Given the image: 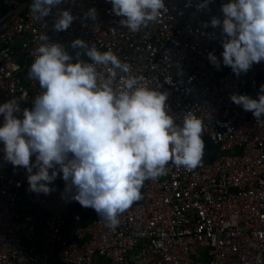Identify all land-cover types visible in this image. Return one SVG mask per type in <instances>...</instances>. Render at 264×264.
Segmentation results:
<instances>
[{"label": "built area", "instance_id": "obj_1", "mask_svg": "<svg viewBox=\"0 0 264 264\" xmlns=\"http://www.w3.org/2000/svg\"><path fill=\"white\" fill-rule=\"evenodd\" d=\"M228 2L208 0L198 8L204 0H164L156 22L130 32L108 0H64L39 21L30 14L31 0H0V104L17 98L21 111L32 108L42 89L23 75L42 33L73 63H91L70 47L81 39L101 52L110 49L141 84L166 92L177 124L187 112L201 118L205 144L200 165L170 161L109 228L93 209L75 211L79 203L62 174L49 194L29 191L26 170L4 159L0 143V264H264V116L257 120L230 100L264 94V61L239 76L223 65L226 37L210 21H222ZM92 8L95 21L86 17ZM64 10L75 19L56 32L54 21ZM210 52L219 69L207 59Z\"/></svg>", "mask_w": 264, "mask_h": 264}, {"label": "clouds", "instance_id": "obj_2", "mask_svg": "<svg viewBox=\"0 0 264 264\" xmlns=\"http://www.w3.org/2000/svg\"><path fill=\"white\" fill-rule=\"evenodd\" d=\"M108 2L130 32L156 22L166 10L164 0ZM63 3L31 0L29 11L39 21ZM221 12L222 21L213 17L210 25L222 27V63L239 76L264 61V0H229ZM86 17L95 21L96 9ZM74 19L69 11H59L53 28L67 30ZM38 39L28 75L42 91L31 109L21 111L17 98L0 104L4 159L26 170L29 191L49 194V185L62 174L66 191L74 190L71 198L115 228L119 215L142 198L144 182L165 174L170 161L189 169L200 165L205 148L201 118L187 112L177 124L166 104L168 94L141 84L142 77L130 75V66L110 49L101 52L76 39L70 45L80 50L76 57L84 54L91 63H73L60 43H48L43 33ZM207 59L219 69L213 53ZM230 100L257 120L264 116V94L256 99L233 94Z\"/></svg>", "mask_w": 264, "mask_h": 264}, {"label": "trees", "instance_id": "obj_3", "mask_svg": "<svg viewBox=\"0 0 264 264\" xmlns=\"http://www.w3.org/2000/svg\"><path fill=\"white\" fill-rule=\"evenodd\" d=\"M28 73H29V70L25 71V74L23 75L25 81H28L30 79ZM74 209L75 211H79L81 209V206L79 204H76L74 206Z\"/></svg>", "mask_w": 264, "mask_h": 264}, {"label": "rangeland", "instance_id": "obj_4", "mask_svg": "<svg viewBox=\"0 0 264 264\" xmlns=\"http://www.w3.org/2000/svg\"><path fill=\"white\" fill-rule=\"evenodd\" d=\"M202 262L204 261V260H202V259H200ZM192 261H194L193 259H192Z\"/></svg>", "mask_w": 264, "mask_h": 264}]
</instances>
